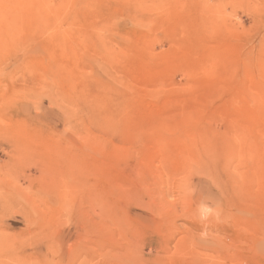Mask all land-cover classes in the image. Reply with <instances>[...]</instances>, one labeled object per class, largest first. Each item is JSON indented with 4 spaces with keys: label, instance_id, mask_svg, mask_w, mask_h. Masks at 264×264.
<instances>
[{
    "label": "rangeland",
    "instance_id": "374dc122",
    "mask_svg": "<svg viewBox=\"0 0 264 264\" xmlns=\"http://www.w3.org/2000/svg\"><path fill=\"white\" fill-rule=\"evenodd\" d=\"M0 264H264V0H0Z\"/></svg>",
    "mask_w": 264,
    "mask_h": 264
}]
</instances>
